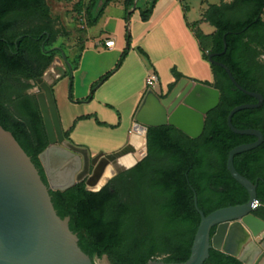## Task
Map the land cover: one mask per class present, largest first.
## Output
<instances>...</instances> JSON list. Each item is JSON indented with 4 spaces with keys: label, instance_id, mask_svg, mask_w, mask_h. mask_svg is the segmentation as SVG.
<instances>
[{
    "label": "trees",
    "instance_id": "obj_1",
    "mask_svg": "<svg viewBox=\"0 0 264 264\" xmlns=\"http://www.w3.org/2000/svg\"><path fill=\"white\" fill-rule=\"evenodd\" d=\"M113 1L89 0L86 6L80 1L74 8L78 13L84 10L88 28H93ZM122 1L129 11L138 0ZM157 2L150 0L144 10L137 7L143 22L149 21ZM57 23L47 0H0V126L31 158L46 185L39 155L49 146L48 137L37 99L25 95L31 88L25 82L41 79L58 54L52 50L63 35V30L55 28ZM202 23L215 29L210 37L196 32L204 59L208 61L209 55L215 54L213 59L226 65L242 88L264 97V0L210 5L193 27ZM45 32L49 40L43 47ZM207 38L208 52L204 45ZM128 42L116 69L128 55L130 37ZM211 68L214 83L204 85L220 92V103L205 116L204 131L198 139L173 126L150 127L145 158L99 192L87 191L85 182L63 192H49L57 215L70 219L69 228L77 235L78 246L91 260L106 257L110 264H148L156 260L184 263L201 221L194 206L195 194L205 216L248 202V192L233 179L227 161L234 148L257 139L233 133L227 117L237 106L257 101L239 91L223 68L212 64ZM113 73L99 82L104 83ZM174 74L182 78L175 70ZM232 124L239 130H259L264 136V104L236 113ZM234 167L257 186L259 207L254 215L264 219V142L235 156ZM205 264L241 263L211 249Z\"/></svg>",
    "mask_w": 264,
    "mask_h": 264
},
{
    "label": "water",
    "instance_id": "obj_2",
    "mask_svg": "<svg viewBox=\"0 0 264 264\" xmlns=\"http://www.w3.org/2000/svg\"><path fill=\"white\" fill-rule=\"evenodd\" d=\"M136 7L135 4L133 9ZM224 49L225 52L226 44ZM62 56L66 60L65 56ZM215 56L209 55V63L223 68L239 91L257 101L255 104L237 106L227 117L228 127L233 133L257 139L253 143L234 148L227 161L229 173L248 192L249 200L244 205L222 208L205 216L198 207L195 194L194 206L201 221L188 260L179 264H205L211 249L232 257L241 264H264V221L254 215L255 210L252 207L253 203L258 201L257 186L240 175L234 167L235 156L260 147L264 136L259 130H239L232 124L236 113L261 108L264 97L242 88L230 69L213 59ZM67 66L72 74L68 62ZM37 83L43 90L37 95V101L49 142V146L39 155L47 185L13 135L0 126V264H96L78 246V237L69 228L70 219H61L57 215L49 192H63L81 182H85L87 191L99 192L114 176L113 173L98 187L109 167L117 175L135 167L139 160L146 156V134L150 127L169 125L191 139H198L204 131L205 116L220 103V92L214 87L194 84L187 79H182L164 98L149 91L147 105L137 117L129 144L115 154L92 157L87 149L65 140L51 87L43 79H38ZM149 113L153 115L150 120L141 116ZM194 122H197L196 127L192 125ZM136 128L144 129L145 154L142 158L139 157V160L134 156L135 139L139 135L136 134ZM52 150H60L69 159L78 160L80 171L75 173L76 178L73 175V178L62 183V180L57 181L52 176L43 159L44 155ZM125 157L129 159L128 164L125 160L121 162ZM91 168L93 170L90 173ZM148 264L166 263L156 260Z\"/></svg>",
    "mask_w": 264,
    "mask_h": 264
},
{
    "label": "crops",
    "instance_id": "obj_3",
    "mask_svg": "<svg viewBox=\"0 0 264 264\" xmlns=\"http://www.w3.org/2000/svg\"><path fill=\"white\" fill-rule=\"evenodd\" d=\"M141 1L148 5L150 0H138L136 2L137 7H139ZM184 1L185 0H158L150 19L147 22L142 21L140 10H138L137 7L126 11L122 0L113 1L108 5H117L119 8V14L114 19L116 24L121 25L124 23L126 26L131 20L130 14L133 15L134 12H139L140 21L147 24L146 28H143L140 24L136 25V34L132 39L133 42L131 43V49L119 69H116L117 64L115 63V60L124 52L125 41L120 43V48L117 47V39L119 38L117 32L103 39L101 38L103 35L102 32L94 34L89 33L87 40L81 45L80 50L75 53H70V51L60 48V54L55 55L57 62L50 66L44 75V82L48 83L51 87L54 104V96L57 93L55 90L56 85L64 78L72 75L67 66V62L70 64L73 74L75 75L77 73L78 78L81 79L84 87L85 80L89 77V71L85 69V66L88 65V58L92 57L91 67L94 68L95 66L97 68L93 70V76L86 87L87 95L93 90L95 84L99 83L100 79L107 73L114 71L110 78L120 77L119 83L117 82L109 93H100L98 96L91 95L90 99L88 97L87 100H89V102H94L92 112L75 116L73 125L71 122H63L61 125L60 119L58 118L65 140L77 147L87 149L92 157L115 154L129 144L134 134L132 131L137 122V117L147 105L149 91H152L160 98H164L182 79H187L194 84L209 83L213 85L214 75L211 64L203 57V52L200 49V42L196 38V32L201 33L205 37H210L215 32V29L207 23H202L197 28L193 27V24L202 20V15L210 5H208L207 8L200 9V16L197 20H190V9L187 6H184ZM223 2L229 3L231 0H219V3L212 5H220ZM108 6L100 19L102 20L105 17V21H107L105 23L106 25H108V21L110 20V17L106 16ZM128 27H131L133 32V22L132 26L128 24ZM204 27H208V29L212 30L205 33L203 31ZM55 28L61 30L58 27V23ZM61 38L62 37L59 36L57 42L61 40ZM109 40L114 41V46L111 48L105 46V42ZM206 42L208 43L205 46V51L208 52L210 49L208 38L206 39ZM54 49L55 48H52V50ZM65 52H67V54ZM106 52L111 53V57H114L112 61L101 58ZM131 53H136L139 65H143L144 75L138 82H136L135 79L138 73L135 71V73L129 74L127 71V67H129L127 60ZM62 55L65 56L67 62L63 59ZM141 57L148 60L151 66L149 70L146 65L141 62ZM175 57L183 60V62L190 60L189 65L191 67H183V69L182 67L179 68V61H176ZM162 62L170 66L174 65L176 68L175 71L177 70L176 72L180 74L182 78L177 79L174 74V69H172L173 72L166 79L164 86L159 78V83L156 88L151 90L147 89L145 83L146 78L151 73L158 74L157 71ZM75 63L76 65L74 67ZM101 85L102 84H100V86ZM95 90H93V94H95ZM141 116L150 120L153 115L152 113H149L148 115L143 114ZM91 122L93 124H91ZM82 130H84L85 133L87 132L86 134L89 133L90 136H97L98 138L103 139L104 143L106 142V144L96 142L94 146L100 145L103 146V148L108 149H106V151H102L103 149L99 151L95 148L89 147L90 145H88L87 142L84 143L85 141H73V138L75 139V136L77 138V134ZM85 136L86 135H83V138ZM92 138L93 137H91V139ZM91 139L88 138L87 140ZM134 156H136V148L134 150ZM125 158L122 159L121 162H123ZM260 219L264 221V219Z\"/></svg>",
    "mask_w": 264,
    "mask_h": 264
},
{
    "label": "rangeland",
    "instance_id": "obj_4",
    "mask_svg": "<svg viewBox=\"0 0 264 264\" xmlns=\"http://www.w3.org/2000/svg\"><path fill=\"white\" fill-rule=\"evenodd\" d=\"M83 2L84 6L88 4L89 0H47V3L50 7L51 10V15L53 18L56 20L58 19V27L63 30V35L61 36V40H59L56 43V47L58 46L62 47L64 50L70 51V53H75L78 52L81 48V45L84 43L85 40H87V37L89 33H99L102 32L101 38H105L109 35L114 34L115 32L118 33L119 38L117 39V47L120 48V43L125 41V49L128 47V37H130V49H131V43L133 42V38L135 37L136 34V25L140 24L143 26V28H146L147 24L142 23L139 19V12H134L133 15H131V20L124 25V23L116 24L114 19L117 17L119 14V8L117 5H110L108 6L107 9V17H110V20L108 21V25L105 23V17L100 20L99 24L93 28H88V22L87 18L85 15L84 10H82L80 13H78L77 10H75L74 5L78 2ZM121 1V0H117ZM219 3V0H185L184 1V6H187L190 9V15L189 19L190 20H197L200 16V9L201 8H207L208 5L212 4H217ZM140 9L144 10L146 8H149V4L143 3V1L140 2L139 4ZM125 20V19H124ZM125 22V21H124ZM133 22V32L132 28L128 27V24L132 26ZM209 30L208 27H204L203 31L206 33ZM208 42L205 41L204 45L206 46ZM129 49V51H130ZM144 51V50H143ZM67 54V52H65ZM148 55V54H146ZM111 53H104L101 58L112 61L114 57H111ZM140 56V55H139ZM116 57V56H115ZM121 56H118L115 60V63L118 64L119 59ZM91 58H88V65L85 66V69L89 71V77L87 80H85L84 87H83V82L81 81L80 78H78L77 73L74 75L72 72V75H70L67 78H64L61 80L57 85L55 90L57 91L56 95L54 96L55 99V107H56V112L58 115V118L60 119L61 125L64 122H71L73 125L74 117L77 115H82V114H89L92 112V107H94L93 103L91 101L89 102V99L91 98V95L98 96V94L102 93H109L110 90L116 85V83H119L120 77L118 78H110L107 81L104 82H99L95 84L93 90H95V94H93V90L90 91L87 95L86 92V87L88 83L90 82L91 77L93 76V70L96 69L97 67L94 66V68L91 67ZM141 62L144 63L149 70L151 68L149 62L147 59L144 57H141ZM176 61H179L178 67L183 69V67H191L189 65V61L183 62V60H180L179 58L177 59L175 57ZM261 62L264 63V55L261 57ZM111 63V62H110ZM129 63V67H127V71L129 74L135 73V71L138 73L137 76L135 77L136 82L140 81L141 78L143 77V65H139L136 53H131L129 56V59L127 60V64ZM76 63L74 64L75 67ZM182 65V66H180ZM108 66V65H107ZM176 69L173 66H170L168 64H162L159 66L158 69V77L161 80L162 85L164 86V83L166 82V79L172 74L173 70ZM177 71V70H176ZM75 73V72H74ZM140 73V75H139ZM100 84H102L100 86ZM43 90L41 86L36 85L34 90L30 91V96L35 97L37 99V95L39 93H42ZM87 95V96H86ZM91 124H93L91 122ZM83 131V132H82ZM77 134V138L75 136V139L73 138V141H85L84 143L87 142L89 147L95 148L96 150L101 151H106L108 148H103V146L97 145L94 146L96 142H100L102 144L104 143L103 139L98 138L97 136H90L89 133L86 134L84 130H82ZM83 135H86L83 138ZM89 135V136H87ZM91 137H93L91 139ZM90 138L91 140H87ZM83 139V140H82ZM100 153V152H99ZM138 160L139 157L136 155L135 156ZM142 160H139V162ZM114 176L112 179L116 176L115 171L112 169ZM91 173V172H90ZM94 262L96 264H110L109 260L104 257V258H95Z\"/></svg>",
    "mask_w": 264,
    "mask_h": 264
},
{
    "label": "bare ground",
    "instance_id": "obj_5",
    "mask_svg": "<svg viewBox=\"0 0 264 264\" xmlns=\"http://www.w3.org/2000/svg\"><path fill=\"white\" fill-rule=\"evenodd\" d=\"M192 125L196 127L197 122H194V124L192 123ZM136 132L137 134H139L138 137H136L135 139L136 155L138 157H141L144 156L145 154L144 129L136 128ZM43 159L48 165L52 176L55 177L57 181L62 180V183H64L67 179L69 180L73 178L72 177L73 175L76 178L77 174L75 175V173L80 171L79 168L80 165L78 163V160L69 159L60 150H52L51 152L45 154ZM127 160L129 159L127 158ZM112 174H113L112 168L109 167L106 170L103 179L100 181L98 187H101L106 182V180L112 176Z\"/></svg>",
    "mask_w": 264,
    "mask_h": 264
},
{
    "label": "built area",
    "instance_id": "obj_6",
    "mask_svg": "<svg viewBox=\"0 0 264 264\" xmlns=\"http://www.w3.org/2000/svg\"><path fill=\"white\" fill-rule=\"evenodd\" d=\"M105 46L107 48H111L114 46V41L113 40H109V41H106L105 42ZM146 88L147 89H154L156 88V86L158 85L159 83V77L156 73H151L148 75V77L146 78ZM133 132V131H132ZM142 158V156H141ZM253 209L256 210L258 207H259V202L258 201H255L252 205Z\"/></svg>",
    "mask_w": 264,
    "mask_h": 264
},
{
    "label": "flooded vegetation",
    "instance_id": "obj_7",
    "mask_svg": "<svg viewBox=\"0 0 264 264\" xmlns=\"http://www.w3.org/2000/svg\"><path fill=\"white\" fill-rule=\"evenodd\" d=\"M45 34L47 35V32H45ZM46 37H47V38H46L45 42L43 43V45H45V43H47L48 40H49V36L47 35ZM55 47H56V46H55ZM55 47H53V48H55ZM57 48L60 50V47H57ZM59 50H56V51L58 52V54H60V51H59ZM56 62H57V60H56V58L54 57V58H53V61H52V63H51L50 66L54 65ZM50 66L48 67V69L50 68ZM48 69H47V70H48ZM47 70H46V71H47ZM46 71H45V72H46ZM45 72H44V74H43V76H42V78H41V79H43V80H44ZM25 83H26L27 85H30V86H31V88H29V89H27V90L25 91V95H28V96H30V94H29L30 91H31V90H34L35 87H36V85H39V86H40V84H38L37 81L34 82V81H32V80H29V81H26ZM144 158H145V157H144ZM144 158H143V159H144ZM143 159H142V160H143ZM125 161H127L126 164L129 163V160H127V158H125ZM133 168H134V167H133ZM133 168H130V169H128V170H126V171H124V172H122V173L128 172V171L132 170ZM92 170H93V168L90 169V172H92ZM122 173H120V174H122ZM44 174H45V173H44ZM120 174H117L116 176H118V175H120ZM116 176H115V177H116ZM115 177H114V178H115ZM111 180H112V179H111ZM111 180H110V181H111ZM110 181H109V182H110ZM157 261H160V260H157Z\"/></svg>",
    "mask_w": 264,
    "mask_h": 264
}]
</instances>
